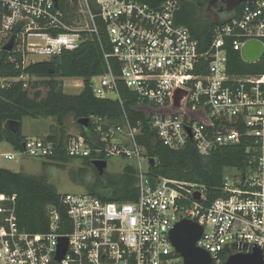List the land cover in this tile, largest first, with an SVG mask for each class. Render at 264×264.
Listing matches in <instances>:
<instances>
[{
    "label": "built area",
    "instance_id": "2783aa9c",
    "mask_svg": "<svg viewBox=\"0 0 264 264\" xmlns=\"http://www.w3.org/2000/svg\"><path fill=\"white\" fill-rule=\"evenodd\" d=\"M70 1L83 4L97 33L88 0ZM0 2L7 9L0 32L17 31L14 40L30 32L40 38L41 43H27L28 51L51 55L80 44L76 31L81 29L66 26L56 0ZM95 4L110 47L104 58L106 63L114 59L119 73L107 63L104 74L90 79L93 95L120 101L118 83L123 84L139 102L150 105L153 137L173 151L191 142L199 155L208 156L247 139L244 167L228 168L235 171L231 175L223 172V195L206 202L203 186L164 178L150 182L141 164L149 165L150 159L137 142L140 128L126 118L115 124L89 119L87 137L67 132L63 138L26 139L22 151L4 158L27 155L50 161L63 155L90 163L128 159L138 195L136 200L114 202L85 191L65 194L69 231L59 232V215L48 207L47 231L29 233L15 222L16 195L0 193V264H183L169 239L181 220L202 228L196 246L208 254L210 264H224L228 257L250 254L254 248L264 259V75L231 76L226 67L227 42L240 57L249 42L264 47V0L246 4L237 18L214 29L206 51L176 23L177 0H166L157 8L133 0ZM176 88L189 93L187 109L202 113L206 121L180 112L157 113L170 105ZM60 238H66L67 249L57 261Z\"/></svg>",
    "mask_w": 264,
    "mask_h": 264
},
{
    "label": "trees",
    "instance_id": "16d2710c",
    "mask_svg": "<svg viewBox=\"0 0 264 264\" xmlns=\"http://www.w3.org/2000/svg\"><path fill=\"white\" fill-rule=\"evenodd\" d=\"M130 1V0H126ZM157 8L166 0H133ZM178 10L175 14L177 24L184 26L193 39L199 44L201 51H206L211 43L214 29L237 18L246 5L241 3L231 12L218 13L214 18L213 6L218 0H177ZM221 1V0H219ZM57 9L63 15V21L70 29L73 26L76 4L70 0H56ZM89 10L94 17L89 30H78L80 44L73 50H64L51 54L47 60L24 63L25 52L16 50L17 40L13 42L11 51H4L6 45L0 47V143L10 146L12 151H22L26 140L22 135V120L47 119L55 122L56 130L48 135L50 139L63 138L67 133L64 128L67 117L79 119H104L110 123H119L126 118L132 126H139V145L145 149V155L154 160L148 166L147 176L154 183L158 178L181 181L205 188V201L209 202L223 195V172L228 168L241 169L245 163V148L249 140L242 139L238 144L219 147L208 156H201L191 142L181 150L173 151L164 147L153 137L148 119L150 105L139 102L136 95L118 83V100L96 98L90 87V79L106 72L107 63L114 74L119 73V66L114 59L104 58L110 47L103 24L97 17L95 0H88ZM7 9L0 2V30L3 16ZM75 30V29H74ZM17 31L9 35V41L15 38ZM51 32V30H46ZM227 73L236 75H264V55L255 63L244 62L240 54L226 43ZM78 78L83 87L78 94L69 95L63 92L62 79ZM35 79V80H32ZM6 82V83H4ZM19 122L17 133L4 129L7 121ZM79 133L88 136L86 129ZM69 158L63 155L53 156L50 161L61 167ZM90 167L89 160L82 162ZM50 165L46 161L43 166ZM80 169L78 176L83 177ZM75 175H72V179ZM83 179V178H82ZM135 171L126 166L116 178L104 175L86 187V192L103 201L129 202L137 199L135 187ZM0 193L16 195L15 222L19 229L29 233L47 231V208H54L60 219L59 232L69 231L66 208L62 202L64 195L58 194L56 188L48 183L44 175H29L0 169Z\"/></svg>",
    "mask_w": 264,
    "mask_h": 264
},
{
    "label": "rangeland",
    "instance_id": "374dc122",
    "mask_svg": "<svg viewBox=\"0 0 264 264\" xmlns=\"http://www.w3.org/2000/svg\"><path fill=\"white\" fill-rule=\"evenodd\" d=\"M71 3L76 4L77 7V10L74 12V23L71 28L75 30H89L91 28V22L83 4L79 1ZM222 8V2L218 0L213 6V12H211L212 17L215 18L218 13H221ZM5 42L6 44L9 42V35L0 32V47L5 44ZM27 43H41V40L36 37L33 32H30L24 37H19L16 46L18 50H23L25 52L24 63L42 61L50 58L48 54L32 53L28 51L26 49L28 47ZM0 84H3V82H0ZM61 86L64 93L75 95L81 91L83 83L81 79L69 78L62 79ZM21 124L22 135L25 139L45 138L52 130L57 129L54 120L51 118L35 120L24 118ZM64 128L69 133H78L80 131V127L71 116L66 118ZM7 154H13L12 149L4 142L0 143V169L29 175H44L48 183L53 185L60 195L86 192V187L92 185L95 178L99 179L91 166H84L82 161L79 160H69L67 163H62L61 167L46 161L50 165L43 166L45 161L30 158L27 155H16L13 160H7L4 158V155ZM141 164L146 173L149 165L146 161H142ZM128 165H133L128 159L110 158L106 161L105 175L108 178H116ZM80 169L84 170L83 177L78 176ZM233 173H235V171L232 169H225L224 171L225 175H231ZM72 175H75V180L72 179Z\"/></svg>",
    "mask_w": 264,
    "mask_h": 264
},
{
    "label": "water",
    "instance_id": "95a60500",
    "mask_svg": "<svg viewBox=\"0 0 264 264\" xmlns=\"http://www.w3.org/2000/svg\"><path fill=\"white\" fill-rule=\"evenodd\" d=\"M224 3L221 13L233 11L237 5L241 3L253 4L261 0H221ZM14 38H12L3 48L4 51H11L13 48ZM264 55V47L258 42H249L241 50V57L246 63H255ZM188 92L180 88H176L170 95V105L166 108L159 109L158 114H172L180 112L188 116L190 119L206 121L204 115L200 112H190L186 107ZM89 119H79L76 121L81 129H87ZM4 129L11 133H17L19 130V122L7 121ZM149 164L153 165L154 160H149ZM92 169L97 177L101 179L105 175L106 162L93 161ZM202 233V228L194 222L181 220L174 225L169 233V239L175 252L183 259V264H210L211 260L208 254L196 246V242ZM67 249L66 238H60L58 243V251L56 260L60 261ZM224 264H264L261 251L254 248L250 254H236L228 257Z\"/></svg>",
    "mask_w": 264,
    "mask_h": 264
},
{
    "label": "flooded vegetation",
    "instance_id": "af4514ba",
    "mask_svg": "<svg viewBox=\"0 0 264 264\" xmlns=\"http://www.w3.org/2000/svg\"><path fill=\"white\" fill-rule=\"evenodd\" d=\"M221 2H222V1H221ZM222 5H223V8H224V6H225L226 4L224 5V3H222Z\"/></svg>",
    "mask_w": 264,
    "mask_h": 264
},
{
    "label": "crops",
    "instance_id": "0c3cea01",
    "mask_svg": "<svg viewBox=\"0 0 264 264\" xmlns=\"http://www.w3.org/2000/svg\"><path fill=\"white\" fill-rule=\"evenodd\" d=\"M8 145V144H7ZM9 146V145H8ZM10 147V146H9Z\"/></svg>",
    "mask_w": 264,
    "mask_h": 264
}]
</instances>
